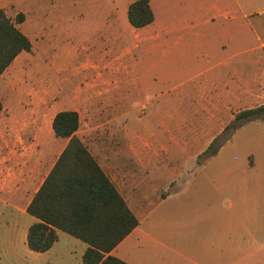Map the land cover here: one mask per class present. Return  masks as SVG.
Returning <instances> with one entry per match:
<instances>
[{"label": "rangeland", "instance_id": "1", "mask_svg": "<svg viewBox=\"0 0 264 264\" xmlns=\"http://www.w3.org/2000/svg\"><path fill=\"white\" fill-rule=\"evenodd\" d=\"M113 1L115 22L108 0H11L3 8L12 19L24 14L19 25L32 47L0 75V264H82L84 242L62 231L45 252L27 247L29 196L17 190L38 161L47 168L66 143L51 128L63 109L78 112L77 135L89 151L133 185L127 196L140 229L144 224L152 237H139L132 256L148 264H187L173 250L174 209L189 207L195 190L184 189L182 205L176 203L175 175L181 166L190 171L195 160L203 162L208 140L217 137V148L231 130L195 132L208 115L189 101L190 59L180 49L189 37L159 15L134 28L126 17L132 0ZM195 188L205 190L200 180Z\"/></svg>", "mask_w": 264, "mask_h": 264}, {"label": "crops", "instance_id": "2", "mask_svg": "<svg viewBox=\"0 0 264 264\" xmlns=\"http://www.w3.org/2000/svg\"><path fill=\"white\" fill-rule=\"evenodd\" d=\"M9 1L0 0V8ZM150 4L155 18L159 15L181 32V38L191 41L180 47L190 59L189 101L197 103L196 111L208 115L204 126L194 125L196 133L216 135L239 111L264 104V0H150ZM106 7L115 22L114 1L108 0ZM57 157L47 168L44 160L38 161L31 175L20 181L19 194L29 196L26 206ZM96 160L136 215L126 193L132 183L119 180ZM191 168L181 166L174 174L177 186L173 190H179L175 191L176 203L182 205L183 193L195 190L189 196V207L174 209V254L187 264H264V119L242 123L213 155L201 163L195 160ZM199 180L205 189L200 193L195 188ZM169 196L152 202L150 211ZM27 218L30 224L36 220L31 215ZM141 223L112 255L129 264H148L131 252L139 249L135 242L139 237H152L147 236L144 224L140 229Z\"/></svg>", "mask_w": 264, "mask_h": 264}, {"label": "trees", "instance_id": "3", "mask_svg": "<svg viewBox=\"0 0 264 264\" xmlns=\"http://www.w3.org/2000/svg\"><path fill=\"white\" fill-rule=\"evenodd\" d=\"M126 17L134 28L150 25L155 18L150 0H132ZM23 19L22 12L12 19L0 8V75L21 52L31 50V40L17 26ZM261 118L264 119V104L243 109L222 132ZM79 125L76 110H59L52 118L54 136L66 139V144L26 206V212L36 219L26 231L27 247L38 253L49 250L58 240L60 230L87 245L81 256L82 264H129L111 251L139 220L78 137ZM216 138L203 152L207 157L220 146L213 147Z\"/></svg>", "mask_w": 264, "mask_h": 264}]
</instances>
